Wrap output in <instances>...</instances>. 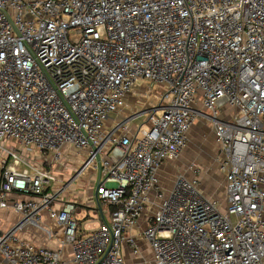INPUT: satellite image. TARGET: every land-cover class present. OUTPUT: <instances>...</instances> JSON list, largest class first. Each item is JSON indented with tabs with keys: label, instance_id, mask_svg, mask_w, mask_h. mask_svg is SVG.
<instances>
[{
	"label": "built area",
	"instance_id": "built-area-1",
	"mask_svg": "<svg viewBox=\"0 0 264 264\" xmlns=\"http://www.w3.org/2000/svg\"><path fill=\"white\" fill-rule=\"evenodd\" d=\"M139 82L147 105L127 112ZM198 119L225 209L199 179L158 178ZM83 178L93 200L74 196ZM86 207L99 226L80 223ZM148 211L154 264H264V0H0L4 258L65 264L71 245L76 264H127Z\"/></svg>",
	"mask_w": 264,
	"mask_h": 264
},
{
	"label": "crops",
	"instance_id": "crops-1",
	"mask_svg": "<svg viewBox=\"0 0 264 264\" xmlns=\"http://www.w3.org/2000/svg\"><path fill=\"white\" fill-rule=\"evenodd\" d=\"M145 85V84H144ZM140 85L137 83L134 87V90L128 95V101L131 102L133 104V102H135L136 98H137V94L139 93V90L137 89ZM130 110H134L133 108H129L128 111ZM126 112V113H127ZM141 118V117H140ZM140 122V121H139ZM206 122L202 121V119H198L196 120L193 125L191 126L189 132H188V142L187 145L189 144V141H192V139L194 138V136H198L203 132V125ZM210 127L211 124L209 122H207ZM207 125V124H205ZM132 126H135L132 125ZM211 139H212V146H214V151H215V160H216V156L219 153V143L216 140V137L214 135V132L212 130L211 127ZM187 145L184 149V151L182 152V154L175 160L172 161H177L176 163H173L172 165L169 164L172 161H169L168 163L163 164L159 171H158V178L161 181L162 185L164 186V188L166 189L167 192H169V190L171 189L172 185L167 188L164 184H166V180H168V178L171 176H175L178 172H183L188 178L190 179H199L200 181V185L202 188V178L199 176L203 166H202V162L200 161H190L191 155L189 156L190 151L187 148ZM189 148V147H188ZM217 162V161H216ZM218 164V162H217ZM218 166L220 167V165L218 164ZM221 170V168H220ZM93 169H89V176L93 175ZM192 172H194L195 174L193 175ZM221 172L223 173V171L221 170ZM223 177H224V189L223 191H221L219 188L217 190L216 194H209L207 195L205 191H203V193L210 198L211 200H215L217 201V203H219L220 207L222 209H225L227 206V200H226V179H225V174L223 173ZM88 179V178H87ZM173 179V182H174ZM83 181L85 179H82ZM81 180V181H82ZM170 180V179H169ZM223 192V196L219 197V193ZM82 199V198H81ZM150 215V212H146L141 220H140V226L139 228L135 229V233H136V241L138 242V244L140 245V254H134L132 248L130 247V245L126 242L123 243L122 245V250H123V254L125 256L126 259V263L127 264H154L153 262V253L151 250L150 245L144 240L142 239V237L140 236L141 233V229H143L145 226H147V222H148V217ZM1 217V214H0ZM83 224V221L80 222ZM55 231L57 232V238H62L63 234L62 231L60 230V228H55ZM32 239L38 240L41 238V235L39 236V233H37L35 236H31ZM51 245H56L57 244V239L51 240L49 242ZM63 260L65 262V264H76L73 261V257H74V252H73V248L71 245H67L65 246V248L63 249ZM0 264H11L9 263L3 256V254L0 252Z\"/></svg>",
	"mask_w": 264,
	"mask_h": 264
},
{
	"label": "rangeland",
	"instance_id": "rangeland-1",
	"mask_svg": "<svg viewBox=\"0 0 264 264\" xmlns=\"http://www.w3.org/2000/svg\"><path fill=\"white\" fill-rule=\"evenodd\" d=\"M73 36V33H72ZM140 86L137 88L139 90V93L137 94L138 97L135 100V103L130 108L133 109H142L145 108L147 105L148 98L145 96V93H147L148 89H152L153 86L147 85L146 83L139 82ZM145 84V85H144ZM157 90L159 92L163 91L162 88L157 87ZM126 113V112H125ZM144 114V112H142ZM145 115H142L141 118L136 119L133 124L139 123V121L144 120ZM202 121L206 122L203 125V132L198 135L194 136L192 141H189V144L187 145V148L191 155L190 161H200L202 162V166L204 169H202L200 173V177L202 178V190L206 192L207 195L216 194L218 188L223 191L224 189V177L223 173L220 170V167L218 166L215 158H214V146H212L211 142V127L207 123L205 119H202ZM189 147V148H188ZM177 161H172L169 164L176 163ZM168 163V162H166ZM194 175L195 173L192 172ZM85 179L84 181L79 180L74 182V186L72 187V190L74 191L75 198H82L83 201H90L93 200L95 195V186L94 182L95 179ZM170 179V180H169ZM173 177H169L168 180H166V184H164L167 188H169L173 183ZM217 189V190H216ZM223 196V192L219 193V197ZM109 218V215L106 214ZM81 218H84L83 223L85 226L88 227H97L100 224V219L96 215L93 214V211L91 208L86 207L84 212L80 215ZM1 219V217H0ZM93 221V222H89ZM1 223V220H0Z\"/></svg>",
	"mask_w": 264,
	"mask_h": 264
}]
</instances>
